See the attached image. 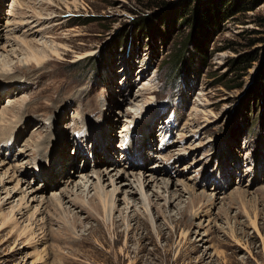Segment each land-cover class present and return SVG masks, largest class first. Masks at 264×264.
Instances as JSON below:
<instances>
[{
	"label": "rangeland",
	"instance_id": "1",
	"mask_svg": "<svg viewBox=\"0 0 264 264\" xmlns=\"http://www.w3.org/2000/svg\"><path fill=\"white\" fill-rule=\"evenodd\" d=\"M205 1L0 0V59L13 61L0 76V115L7 114L2 126L13 138L23 133L0 158L28 169L20 176L23 191L40 187L51 208L44 221L37 216L35 239L21 236L28 216L7 223L0 264H129L120 249L135 215L153 235L142 242L141 264H264V106L251 92L257 87L264 101V0L222 21L218 32L208 25L212 34L199 51L181 17L191 7L205 9ZM139 23L156 34H141ZM22 40L33 47L19 57H47L41 66L4 58V49L20 50ZM255 49L253 66L235 71L230 59ZM93 138L106 148L93 149ZM111 168L129 173L113 180L126 219L118 231L108 215L90 214L99 203L95 173L113 176ZM141 171L160 179L145 197L143 178L133 177ZM107 178L100 185L111 193ZM238 191L243 199H233ZM194 194L206 196V205L191 208ZM21 196L0 210V228ZM52 199L63 201L59 212ZM186 208L187 227L176 229ZM137 239L134 249L141 247Z\"/></svg>",
	"mask_w": 264,
	"mask_h": 264
},
{
	"label": "bare ground",
	"instance_id": "2",
	"mask_svg": "<svg viewBox=\"0 0 264 264\" xmlns=\"http://www.w3.org/2000/svg\"><path fill=\"white\" fill-rule=\"evenodd\" d=\"M21 43H22V47L19 48L20 50L12 49L10 45H9L10 47H8V48H11L10 51L8 50V48L4 49L5 52H7L6 56L4 58H6V59L10 58V57H11V59L20 58L19 56H21V53H22L21 50H23V49H30L31 50V48L33 47V44L31 42H27V41H23L22 40ZM19 52H20V54H19ZM2 57H3V55H1V58ZM46 58L47 57H43V58L42 57H36L35 55H32V52H31L28 56L24 57L23 59L20 58L18 61L21 64H25L26 66H32V64H34V65L37 64V66H41L42 63L45 62L44 59H46ZM12 62L13 61L4 62V60L0 59V76H1V74H4L6 72H10L12 70V65H10ZM141 88L142 89H145V88L149 89L151 87L143 86ZM137 97L138 96H136V98ZM6 116H7V114L4 113V112L1 113V115H0V151L3 150V149H6V148L7 149H12V148L8 147V143L10 142V144H11L12 142H14V143L18 142V139H20V137L23 134V133H21L18 136V139H15V138H13L11 136V133L9 132L8 127H10V126L7 125V127H4L5 129L3 128L2 122H4V118ZM125 130L126 129H124V131ZM102 142L103 141L101 139L93 138V144H92V146H94L93 149L97 145L100 147V149H103V147L106 148L104 143H102ZM0 155H1V152H0ZM141 155H143V153ZM7 162H9V163H7ZM11 163H10V160L8 161L7 159H1L0 158V171L4 170L7 167V165H8V167L5 170V172H4V174H3L2 178H1V181H0V192L1 191H6V194H7L5 198L0 199V210L4 208L5 204H8L11 200H13V198H15V194L21 193L22 194V196H21L22 198L19 201V204L17 206L12 207V210H11V213H10V218L4 223V225L1 226L0 234L2 232L6 231L7 228H9V226L6 227L7 223H13L15 221H18L17 217L19 215L21 216V218H24L25 216H28V220H29L30 225L29 224H28L29 226L26 225V227L21 231V236L23 237V239L27 238L29 236H32V239H33V237L35 239V236H36L35 234L37 232L35 231V228L33 227V224L37 223V216L38 215L43 217L42 218L43 221L45 220L44 219L45 218L44 215L46 213L48 214V213L51 212V208L46 206L47 203H50V202L46 201L44 196H42V195H44V193L40 194V187H38V188H33V187L29 188V187H27L26 190L23 191L22 187H24L25 183L23 184V180L24 179L22 178V180H21L20 176L24 177L25 174H27L28 169L25 170V169H23L22 165H13ZM117 163L119 164V162H117ZM117 163H115V164H117ZM48 166H50V165H48ZM52 167L53 166H50L47 169L45 168L46 171L49 170L47 172L49 178H51V171L54 169V168L52 169ZM111 169H112L113 172H115V174L113 176H110L111 173H109L107 169L104 170L103 172L98 171V172L95 173V175L97 176L98 181H99V185L97 187V189L100 190V193L98 195L99 203H97L93 207V209L95 210V213H90V214H91V216H93L95 218H96V216L98 214L102 215V213H103V215H106V216L108 215L109 216L108 218H110V226H111V228L113 230H115V231L116 230L118 231L119 227H121V222H122L123 225L126 224V219L123 217L122 212H120L118 207H117V199H118L117 194L120 191H119V188L115 186V182L113 180L116 178L117 181H120V183H121V182H123V179L127 175H129V173H127V171L124 172L123 170L116 171L117 168L116 169L111 168ZM132 171H135V170L132 169ZM158 172H161V171L158 170ZM9 173H10V175H8ZM19 173H20V175H19ZM78 173H82L80 168H78ZM156 174H157V172L156 173L152 172V174L150 175V174H146L145 172H142V171L139 172V174H133V177H135V178H137L138 176L143 178V180L141 179L138 182V186H139V189L141 190V192L143 194V197H145V192H144L145 189L151 187V184L153 182L154 183H158L160 181V179L156 177ZM7 175H8V177H7ZM45 176L46 175H44V177ZM44 177H42V178L44 179ZM105 178H107L108 180H111V183H112L111 185H113V187H114V190L111 193L107 192L104 189V187H102L100 185L101 182L104 181ZM147 178H150V179L147 180ZM13 181L16 182V185L12 189L6 188L5 184L12 183ZM161 181H162V179H161ZM87 183H89V180L87 181ZM166 184H168V182ZM182 185H183V189H185L187 191H191V188H190L189 185H185V183H182ZM129 186L131 187L132 185H129ZM86 187H87V185L84 188H86ZM132 188H133V186H132ZM166 188H167V186H166ZM128 193L129 192H127V190H126L125 196H127ZM176 193L178 194V191H176ZM129 194L132 196L131 199H133V194H131V193H129ZM245 194L246 193L243 192V191H238L236 194H234L235 197L233 199H243V196ZM178 195H179V198L182 197L181 193H179ZM194 195L195 196L191 200V208L196 207L198 204H199V206H200V204H203V206L206 205V203H205V200H207L206 196H201V195L197 196L196 194H194ZM175 197L176 196L173 195L174 199H175ZM5 199L7 201H5ZM148 200H150V199H148ZM33 202H36V203H39V204H37L38 206H36L34 211L31 212V210L34 208L33 205H32ZM52 202H54V199H52ZM80 202H82V201H80ZM208 202H210V201L208 200L207 203ZM54 203H56V207H55V210H54L55 212H59V210L62 209V207H64L63 206V201L61 199H58ZM150 206H151V203L149 202V206L147 205L146 211L150 210L149 209ZM84 207H86L85 203H84ZM200 208H202V206H200ZM48 209H49V211H48ZM115 212H117V213L120 212V216L115 217ZM180 215H181V219L178 220V221H174V223L176 225L175 226L176 229H178L180 227H185V228L187 227L186 224H185V222H186L185 220L188 217V208H186L184 211H181ZM132 220H134V223L136 222V224H134V226L131 227L129 225V221H128L126 240H125V243H124L123 247L120 249V252L125 254L127 257L130 258L129 264H139L141 262V260H142V257H140V254L142 252H144V250L146 249L145 244L143 245L142 242L143 241L145 242L147 239H152L153 235L150 232L149 224L147 222H145L140 215L133 216ZM169 220L172 221V218H170ZM253 226L256 229L258 228V225L256 223H254ZM38 231H40V230H38ZM156 233L159 236H161V237H165V231L163 230V228L161 226H156ZM136 238H138L137 240L139 241V243H140L139 246H141V247L137 248V249H134V248H132L131 242H134L136 240ZM118 241L119 240H117L116 242H118ZM132 256H134L133 259H132Z\"/></svg>",
	"mask_w": 264,
	"mask_h": 264
},
{
	"label": "trees",
	"instance_id": "3",
	"mask_svg": "<svg viewBox=\"0 0 264 264\" xmlns=\"http://www.w3.org/2000/svg\"><path fill=\"white\" fill-rule=\"evenodd\" d=\"M164 2V0H163ZM255 0H207L205 3L207 5L205 6V9H197L196 7H191L192 9L186 12V14L182 15L181 19L185 21L186 23L192 25V33L190 34V38L193 39L195 42L196 49L199 51H204L205 44L209 40V36H211L212 33L208 30V25L215 29L216 32H218L219 26L221 22L226 21L230 18H234V16L238 12L242 11H248L251 10L252 7H249L248 3L253 4ZM209 5V6H208ZM189 13L190 15H187ZM198 18L199 22H192V18ZM139 32L143 34V32H146L145 34H150L151 36L155 35L156 33L153 30V25H147L139 23L137 24ZM259 57V51L258 50H252L245 53H241L236 58L230 59V64L234 67V70H238L241 73L246 72L249 68L253 66L255 61H257ZM260 73V79H263L264 81V67L261 69ZM253 96L257 97V104H260L264 106V101L260 103L258 100V94L259 89L257 87L254 88V90L251 91ZM264 98V91H261Z\"/></svg>",
	"mask_w": 264,
	"mask_h": 264
}]
</instances>
